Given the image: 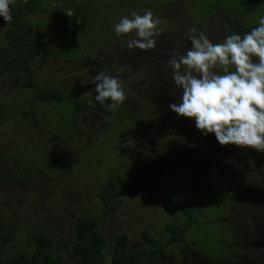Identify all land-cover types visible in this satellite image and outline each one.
<instances>
[{
	"label": "trees",
	"instance_id": "1",
	"mask_svg": "<svg viewBox=\"0 0 264 264\" xmlns=\"http://www.w3.org/2000/svg\"><path fill=\"white\" fill-rule=\"evenodd\" d=\"M224 1L189 0L183 4L184 0H15L9 6L13 9V22L7 24L4 21L0 26V84L5 76L16 75L19 99L23 102L0 97V122L32 120L38 136L42 135L38 142L44 137L48 141L53 158L58 161L54 166L64 177L73 175L74 169L67 159L76 157L82 163L95 162L101 172V180L92 190L93 204L79 206L71 215L73 264H149L147 258L163 256L168 246L183 247L189 241L200 242L206 236H210L218 248V255L206 258L224 259L232 253L236 261L233 239L222 235L217 222H211L214 218L234 215L229 209L234 191L226 185L211 192L215 173L208 157L199 158V163L194 161L200 167L196 171L192 169V160L188 161L190 166L185 170L178 168L192 158L189 145L178 133L179 121L186 122L188 118L178 116L168 107L171 98H174L173 103H178L175 98L181 94L172 77V97H168L161 86L162 76L171 68L169 58L173 51H179L178 41L183 40L178 18L176 21L171 19L174 11L198 7V11L208 14L212 7ZM224 8L226 14L234 16L235 25L228 30L234 32L232 34L243 37L258 26H248L243 21L248 8L242 7L240 14L232 13L228 5ZM68 9L74 13L70 18L65 15ZM145 10H151L154 17L159 18L161 40L154 49H129L127 41L135 37V31L117 36L114 25L122 17L131 18L132 12L142 15ZM44 66L54 71L50 78L40 73ZM99 72L118 78L125 89L127 98L116 111L107 106L110 100L105 104L95 101V85L91 81ZM152 84L153 88H150ZM131 87L151 92L152 96L140 102L132 95ZM132 98L138 104L130 108L127 104ZM166 99L169 101L164 102ZM158 128L160 144L156 139L150 143L149 137ZM181 132L190 140L199 137L188 124ZM145 143L148 154L144 150ZM165 147L172 150L162 154ZM37 148L41 150L39 145L32 148L37 156L30 155L29 160L32 159L34 164L45 160L42 161L44 167L52 165ZM250 151L251 148L241 149L245 155ZM174 158H179L180 163H174ZM3 159L0 157V168ZM28 162L26 158L15 165L16 170L6 178L18 181L36 173ZM140 168L145 171V177L146 171L150 172L141 190L135 184L144 175L139 172ZM106 169L111 171L109 176ZM167 169L178 174L176 180L180 191L176 192L175 199L181 204L178 210L186 220L177 222L168 218L162 223L161 237L143 228L140 236L145 245L131 251L126 249L127 235L117 233L111 251L107 253L101 223L117 212L118 201L124 197L135 198L137 193H142V200L150 202V192H155L156 197L161 196L160 188L175 177L166 176ZM204 170L202 175L208 176V180L197 174ZM154 175L157 178L151 182ZM2 178L0 173V181ZM53 185H48L49 192L53 198L59 197ZM71 185L80 187L75 178ZM195 186L198 188L194 190ZM56 203V207L61 206L58 201ZM209 206L212 210L207 208ZM1 239L0 264H68L64 254L57 251L55 233L48 229L33 233L30 248L22 249L8 259L2 253L10 237L4 235Z\"/></svg>",
	"mask_w": 264,
	"mask_h": 264
},
{
	"label": "rangeland",
	"instance_id": "2",
	"mask_svg": "<svg viewBox=\"0 0 264 264\" xmlns=\"http://www.w3.org/2000/svg\"><path fill=\"white\" fill-rule=\"evenodd\" d=\"M185 1L189 0H184L183 4ZM225 5L230 6L229 10L234 14L243 13L242 7L248 8L243 20L248 26L258 25L259 19L264 17V0H225L223 4L212 7V12L208 14L204 11H198V7L190 11H184V9H182L183 11H174L171 19L176 21L178 18L177 23L183 36V40L178 41L180 42L178 45L180 46L179 52L184 53L191 47L189 40L192 34L191 29H195L197 33L203 32L214 44L223 42L226 36L234 33L228 31L230 27L235 25L234 16L226 14ZM3 22V17H0V26ZM160 33H162L161 30ZM160 38L159 35L157 42L161 40ZM181 44H185V46L183 47ZM40 73L44 74V77L50 78L54 71L44 66ZM159 77L161 76L157 78ZM170 77H172V68L161 78V86L167 91L168 97L174 95L171 88L173 81ZM18 81L14 74L5 76L0 84V97L7 101L23 102L20 101L18 95ZM150 88H153V84L150 85ZM131 92L140 102L144 98L152 96L151 92L145 93L134 87H131ZM137 104V100L132 98L127 106L131 108ZM41 136V134L38 136L30 119L15 123L0 122V157H4L0 168V173L3 176L0 181V245L3 243L2 236L8 235L10 237L2 256L8 259L20 250L30 248L33 233L40 229H48L54 232L57 237V251L64 254L68 264H73L74 258L70 251L71 215L74 210L80 208L79 206H91L93 204L92 190L96 188V183L101 180V172L99 165L95 162L82 163L76 157L67 159L74 172H71L73 173L72 176L64 177V174H61V171L54 166L58 161L53 158L54 154L49 149L48 141L44 140V137L42 141L39 140L38 142V138ZM202 136L204 142L199 137L196 140L189 138L185 140V143L189 145L190 150L188 152L192 154V158L186 162L182 160V162L184 161L181 162L183 165H179L178 168L185 170L186 166H190L188 161L192 160V169L196 171L200 167L195 162L199 163V158H209L215 173V179L212 183L210 182L211 192L215 193L222 186L226 187L227 185V188L230 191L233 190L235 194L229 205V209L234 215L211 220L219 224L222 235L233 239V246L236 249L234 255L236 261L233 264H264V152L255 150L253 154L249 152L245 155L241 152V147L231 145L228 149V156H226L220 149V147L225 149L226 146H221L214 134L207 136L202 134ZM36 145L41 147L42 151L38 148L37 150L41 151L42 157L52 165L46 163L47 166L44 167L42 161L45 160L40 161L38 157L36 159L37 162L40 161L39 164H34L32 159L29 160L30 155L37 156L32 151ZM147 149L145 143L146 154L149 153ZM171 150V147H165L162 154L169 153ZM26 158L36 173L25 176L26 178L22 177L18 181L12 178L7 179L6 177L11 175L10 172L16 170L15 165L21 164ZM173 161L176 164L180 163L179 158H174ZM37 165H39V169H36ZM139 172L144 175L138 178L135 184L141 190L144 186V180L150 172L147 173L146 177L143 168H140ZM173 172L172 169H167L166 176H175L167 180L168 190L166 186H162L159 191L162 192V195H158V197L154 195L155 192H150L148 194V197L151 198L150 202L142 200V193H137L135 198L124 197L118 201L119 209L117 212L107 217L100 225V231L105 235V251L107 253L111 251V245L117 233L123 232L127 235L128 245L126 247L128 250H133L145 244L140 236L143 228H148L161 237L163 236L162 223L168 218L177 222L186 220L184 214L178 210L181 209L179 207L181 204H178V200L175 199L177 197L176 192L180 191V184L176 180L178 174ZM106 174L109 176L111 171L106 169ZM197 174L206 180L209 178L202 175L205 174V170L204 173ZM74 178L80 187L71 185ZM156 178L157 176L154 175L151 182ZM159 183L161 182L159 181ZM50 184H54L52 188L57 191L59 197L53 198L51 196L48 186ZM196 188L198 186L193 187L194 190ZM57 201L61 206L56 207V205L58 206ZM207 208L212 210L213 207ZM181 218L182 220H180ZM167 251L169 254L165 257L158 256L155 258V264H223L222 258L205 261L201 257L218 255V248L214 246V241L210 236H206L200 242L189 241L183 247L168 246Z\"/></svg>",
	"mask_w": 264,
	"mask_h": 264
},
{
	"label": "clouds",
	"instance_id": "3",
	"mask_svg": "<svg viewBox=\"0 0 264 264\" xmlns=\"http://www.w3.org/2000/svg\"><path fill=\"white\" fill-rule=\"evenodd\" d=\"M15 0H0V17L13 22ZM71 9L65 15L73 16ZM160 20L151 10L122 17L114 25L117 36L135 31L127 41L129 49H154L160 35ZM191 47L173 51L169 58L172 79L182 90L178 103L169 109L178 116L195 120L204 136L214 134L221 146L236 145L264 152V17L243 37L232 34L212 43L203 32L191 29ZM95 101L116 111L125 101L120 80L104 72L91 81ZM91 104V101H89Z\"/></svg>",
	"mask_w": 264,
	"mask_h": 264
},
{
	"label": "flooded vegetation",
	"instance_id": "4",
	"mask_svg": "<svg viewBox=\"0 0 264 264\" xmlns=\"http://www.w3.org/2000/svg\"><path fill=\"white\" fill-rule=\"evenodd\" d=\"M234 24H235V21H234ZM233 26H234V25H233ZM181 94H182V90H181ZM181 94L178 95V97L175 98V99L180 100V96H181ZM173 100H174V98H171V100H170V102L168 103V105H169V104H172ZM188 121H190V123H188ZM188 121H186V122L179 121V124H178V133L182 136L181 139L184 140V142H185V140L187 139V138H186L187 135L181 132V128H182L183 126H185L186 124H188L189 126H191V128H193V129L196 131V133L199 135V138L204 142V139H203L202 133L199 132V131L196 129V127H195V120H194V119H188ZM157 131H160V128L156 129L154 135L151 136V137H149L150 143H154V140L156 139L157 144H160V141H159V135L157 134ZM219 147H220V146H219ZM230 147H231V144H230V145H226V148H225V149H224L223 147H220V149H221V151H222L226 156H228V151H227V150H228ZM251 151H252L251 154H253V152H254L255 150L251 149ZM251 151H250V152H251ZM147 173H148V172L146 171V175H147ZM166 189H167V188H166ZM211 222L214 223V221H211ZM144 245H145V244H144ZM142 247H143V246H142ZM142 247H139V249L142 248ZM126 249H127V247H126ZM135 249H137V248H135ZM127 250H128V249H127ZM133 250H134V249H133ZM128 251H131V250H128ZM235 252H236V251H235ZM167 254H169L168 251L164 252L163 256L165 257ZM200 256H201V255H200ZM201 257H202L203 260H205V261H212V259H209V258H206V257H203V256H201ZM222 259H223V258H222ZM147 261H149V264H155V262H156V260H155L154 258H151V259H150V257L147 258ZM188 262H189V260H188ZM233 262H234V258H233V254H232V253H229L228 257L223 259V264H233ZM196 264H197V263H196ZM203 264H204V263H203Z\"/></svg>",
	"mask_w": 264,
	"mask_h": 264
}]
</instances>
